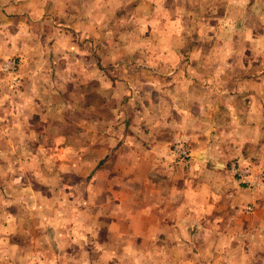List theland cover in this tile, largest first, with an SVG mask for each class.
<instances>
[{"label": "crops", "instance_id": "obj_1", "mask_svg": "<svg viewBox=\"0 0 264 264\" xmlns=\"http://www.w3.org/2000/svg\"><path fill=\"white\" fill-rule=\"evenodd\" d=\"M111 3L112 0H0V16H3L1 19L3 24H6V29L0 28L4 29L5 33L7 29L12 30L14 25L24 34L33 32V39L37 37L38 41H44L45 45L44 27L47 21H53L52 26L54 25L58 36V42L53 43H56L58 49L71 48L70 54L60 50L62 54H57L52 61L34 58L32 65L25 71L20 69L22 77L29 82L39 77V68L44 69L42 73L46 75V85L32 84L36 90L29 85V90H24L25 105L32 111L29 115L38 121L36 125L30 124L29 129L34 125L38 127L45 121V104L62 100L60 94L63 89L55 87L60 83V79L72 80L71 85L73 80L76 84L80 78L86 79L94 89L87 91H92L88 98L92 99L96 95V101H87L89 109L115 113V119L107 120L103 117L99 120L103 128L101 133L99 122L93 125L91 133L87 134L84 147L87 149V158L97 159L92 167L94 172L88 189L93 195L95 191L101 190L102 201L96 202L94 198H90L87 204L88 214L83 217L23 215L9 207L0 209V264H31V255L37 254L41 257L48 252L54 256L53 264H192L194 255L190 254V239L197 232H192L191 223H198L204 228L213 221V217L217 220L214 209L221 206L224 201L222 196L226 197V204L233 206L238 204L239 199H245L249 205L255 199L263 198L257 203V207L251 212L246 210L238 219V223H246L244 233L238 234V230L231 228L226 232H217L221 240L224 237L236 240L239 235L249 240L246 249L245 246H240L242 250L237 248L240 243L235 246V241H231V256L236 252L237 257L241 253L246 257L244 262L232 259L226 264H253L251 255L257 253L258 249L264 257V192H253L241 187L230 172L232 177L221 168L224 163L221 162L222 157L212 161L211 165L207 163L209 152L214 147L227 148L230 150L229 155L237 157L251 149L254 143L262 142L264 90H245L238 94V90H190L185 83L179 85L181 80L189 84L190 79L186 78L192 76L186 71L193 68L199 72L201 64L205 61L202 57L196 59L191 51L186 52L190 56L180 58L183 66L179 72L176 67L169 66L165 70L157 69L164 65H160V60L153 70H146L152 76L160 75L162 71H166V76H170L165 82H156L157 90H129L128 86L132 87L133 77L128 71L129 68L120 63L123 60L119 61L121 65L118 67L119 70L122 69L119 76L121 79H115V72L111 73L110 70L100 67L101 63L113 62V56L108 54L110 49L98 55L93 49L97 42L103 48L116 46L118 50L124 45V41L120 42L118 38L100 34L101 31L106 32L123 23L124 19L119 17L123 15L121 3L114 7ZM82 5L83 8H80ZM51 6L55 9L48 10ZM261 9L264 14V7ZM139 10L141 9L138 4L134 3L130 7V15L135 23L137 14L140 16L142 12ZM256 10L258 8L253 5L251 13ZM116 11L117 16L114 15ZM113 16L115 17L112 23ZM154 21L165 22L157 18ZM166 21L171 19L167 17ZM162 25L160 28H163ZM262 26L264 32V22ZM170 32L172 31L168 33ZM70 33L73 37L67 38L66 34ZM9 39L11 36L6 35V42L0 43L1 47L5 46ZM25 41L22 37L23 49L19 51L22 54L32 47L30 43H24ZM146 64L147 62H140L137 66L148 68ZM66 83L63 81L62 86H66ZM117 85L124 87V90H115ZM222 119L227 120L228 125L241 130L239 138L224 140L220 137ZM9 125L11 127L16 124L10 120ZM17 127H20V124H17ZM179 135H186L190 139L191 166L185 170L178 168L174 172L166 171L164 159L168 157L171 143ZM10 140L11 137L8 138V141ZM36 141L41 142L39 134ZM50 141L63 142L56 136ZM262 148L264 147H261L260 152L264 153ZM79 151L81 150H71L75 155ZM234 151H237V154ZM38 153L40 157L42 153ZM63 153V146L60 145L55 157L60 158ZM3 157L1 153L0 158ZM24 157L27 156L17 152L12 156L20 159ZM29 157L34 162L39 160L36 154ZM125 159H129L126 165L123 164ZM20 164L17 166L18 174H47L53 176L54 180L61 175L62 163L55 169L42 166L27 168L21 167ZM124 166L127 169H123ZM118 175L131 181H134V176H138L139 182H148V194L142 196L137 190H131L132 187H129L131 194L128 197L123 193L121 184L115 183L114 177ZM99 177L103 178V185L96 182ZM54 185L64 186L62 181ZM12 188L7 184L0 186V191H10ZM219 192L221 197L217 198ZM8 195L7 193V197ZM6 199L16 205V199ZM41 199L40 202L45 206H57V203L52 204V200L46 199V203ZM48 222L54 223V228H46ZM210 233L212 232L208 234ZM58 239H61L63 245L56 243ZM250 244L252 246H249ZM175 254L182 257V260H178V257L176 259ZM211 260L210 258L205 264H214ZM201 261L200 256L197 264H203ZM218 264H221L220 260Z\"/></svg>", "mask_w": 264, "mask_h": 264}, {"label": "rangeland", "instance_id": "obj_2", "mask_svg": "<svg viewBox=\"0 0 264 264\" xmlns=\"http://www.w3.org/2000/svg\"><path fill=\"white\" fill-rule=\"evenodd\" d=\"M119 3L123 7H120L123 10V15L119 16L120 19H124L122 20L123 23L119 27L113 25L114 28L112 27L106 32L101 31L100 34L104 33L107 37L118 38L120 42L124 41V45L125 43L126 45L118 50L116 46L112 48L105 46L103 48L97 42L93 49L97 55L110 49L108 54L113 56V62L101 63L100 67L110 70L111 73L115 72L113 75L115 79L120 78L119 76L122 74V69L119 70L118 68L121 64H125L129 68L127 70L132 73L133 77L132 87L128 86L129 90H157L156 82H165L167 77L170 76H166V71L160 72L162 73L160 75L155 74L152 76L146 70H153L152 68H155L157 61L160 60L162 62L160 65H164L159 66L161 68L157 69L165 70L169 66V68L176 67L179 72V69L183 66L180 58L190 56L189 53H186L188 51L193 52L196 59L202 57L205 61L201 64L199 72L194 71L193 68L186 71L188 75L192 76L186 78V80L190 79L189 84L181 80L178 83L179 85L185 83V86H188L190 90H238V94L243 93L245 90H264V32L262 26L264 14L261 9L264 7V0H112L111 5L114 7ZM134 3L135 5L138 4L142 10L140 16L137 14L136 23L130 15V7ZM253 5L258 10L251 13ZM83 6L80 8H83ZM51 8L55 9L54 6H51L48 7V10H51ZM168 10L171 11L168 12ZM114 15H118L117 11ZM2 17L0 16V27L6 29ZM114 17H112V23ZM167 17L171 21H166ZM156 18L165 22L156 23L154 21ZM48 19L50 20L49 17ZM52 22L47 21V25L44 27L46 30L45 45L44 41L39 42L37 37L33 39V32L31 31L24 34L19 32L16 26L13 25L12 30L7 29V34L4 29L0 28V43L6 42V35L11 36L5 46L1 47L2 45H0V62L9 57L15 58L18 61L19 70L23 69L25 71L27 67L32 65L34 58L36 60L45 58V60L52 61L57 54H59L58 56L62 54L60 50H65L70 54V47L58 49L56 43H53V41L58 42V36ZM161 25L163 28H160ZM169 31L172 32L168 33ZM22 37L26 40L24 43H30V46H32L29 50H25L24 54L19 52L23 49ZM66 37L72 38L73 34H66ZM99 38L101 40L102 37ZM87 49L90 50V48ZM72 50L74 51L73 48ZM121 59L123 62H120V64ZM140 62H147L149 67L137 66ZM37 70L40 72L39 77L31 80V82L22 77V83L18 87L11 88L7 80H3L1 83L0 154L3 153L4 157L0 158V186L10 184L13 188L10 191L4 189L0 191V209L5 210L9 207L18 213H23V215L43 214L47 217L48 215L83 217L88 214L87 204L90 198H94L96 202L102 201L101 190L95 191V195H93V192L88 189L94 172L92 167L97 159L93 160L86 157L87 149L84 147L87 134L91 133V128L96 122H99L101 133L103 128L99 120L103 117H106L107 120L115 119V113L102 112L101 110L96 112L89 109L86 104L96 101V95L92 99L88 98L92 91L90 93L87 91L94 89L86 79L80 78L76 84L73 80V85L70 84L72 80L60 79L58 80L60 83H57L55 87L63 89L60 94L62 100L45 104V121H42L40 126L35 127L38 121H35L36 119L29 115L32 111L25 105L24 90H29L28 85L30 88L35 89L32 84L40 85L41 83L42 86L46 85V75L42 73L44 69L39 68ZM53 81L56 80L53 79ZM63 81L67 82L66 86H62ZM114 89L124 90V87L117 85ZM224 98L229 97L224 96ZM103 113H105L104 116ZM10 120L16 125L10 127ZM228 120H230V117ZM92 121L95 122L92 123ZM226 121L222 119V126L220 127L222 135L220 137L224 140L231 139V137L239 138L241 130L236 126L228 125ZM32 123L35 125L29 129L28 127ZM90 123L92 124L90 125ZM17 124H20V127H17ZM60 124L61 126H59ZM38 134L41 140L40 143L36 141ZM55 136L57 139L61 138L63 142L52 143L50 139ZM180 136L187 139V147L190 150L191 158L188 161L176 158L172 153V142L168 157L164 159L166 171L174 172L178 168L185 170L186 167L191 166L190 139L186 135L177 137ZM9 137H11L10 141H8ZM60 145L63 146L64 153L60 158H56L55 152L60 150ZM262 146L264 147V138L260 144L254 143L251 149L237 157L229 155L230 150L227 148L214 147L209 152L210 158L207 165H211L212 161L215 159L217 161L218 157H222L221 162L224 161V163L221 168H224L228 175H230L229 165L240 159L244 162H250L256 169L263 170L264 153L260 152ZM72 147L74 150L80 149L81 151L75 155L71 152ZM262 149L264 150V148ZM38 151L42 153L40 157ZM15 152L28 158H12ZM234 152L237 154V151ZM31 154L38 155L39 160H35V162L30 160L29 156ZM128 160L125 159L123 164L126 165ZM60 163H62L61 175L56 177V180L53 176L47 174L35 176L17 173L18 164L27 168L42 166L47 169H55ZM123 169L127 168L124 166ZM114 178L115 183L121 184L123 193L128 197L131 194L129 187H132L131 190H137L136 192L142 194V196L148 194L147 189L150 184L148 182L144 183L143 180L139 182L140 177L138 176H134V181L129 178L125 180V176L122 175ZM61 181L64 184L63 187L54 185L58 182L61 183ZM96 182L100 185L104 183L102 177H99ZM111 183H113V180ZM241 187L244 188L242 185ZM257 192L262 193L264 189ZM7 193L9 194L8 197L17 200L16 205L7 201ZM218 197H221V192H219ZM41 198L46 203V199L52 200V204L57 203V206L53 205V208L45 206L43 202H40ZM221 199L224 200L221 206L216 210L214 209L217 220L213 217V221L204 228H201L198 223H191L192 232H197L190 239V254L194 255L192 264L199 263L197 261L200 256L203 264L210 258L214 264H218L219 260L221 264H226L232 259L244 262L245 254L241 253L237 257L235 252L231 256V241H235L233 243L235 246L240 243L238 249L241 245L245 246L246 249V244L249 243L248 238L239 235L236 240L226 237L221 240L217 232H226L231 228L235 231L238 230V234L244 233L243 229L246 223H238V219L246 213L248 203L245 199H239L238 204L233 206L232 204H226L225 196H222ZM262 199L257 198L254 200L255 203L252 202V204L255 205ZM100 204L98 205L100 206ZM245 204L247 205L245 206ZM48 224L46 228H52L49 226L54 228V223L48 222ZM205 230H210L209 232L212 233L208 234L209 232ZM56 243L63 245L61 239H58ZM218 243L220 244L217 246ZM249 246H252V244ZM242 249L240 248V250ZM258 250L257 253L251 255L253 264H264V257L261 251ZM201 253L203 254L198 255ZM51 255L53 254L50 252L42 254L41 257L33 254L29 260H31V264H53L52 259L54 256ZM174 257L182 260V257L177 254Z\"/></svg>", "mask_w": 264, "mask_h": 264}, {"label": "built area", "instance_id": "obj_3", "mask_svg": "<svg viewBox=\"0 0 264 264\" xmlns=\"http://www.w3.org/2000/svg\"><path fill=\"white\" fill-rule=\"evenodd\" d=\"M3 80H7L11 88L18 87L22 83L19 64L15 58L9 57L0 62V87ZM172 147V153H174L173 155L176 158L184 161L190 160L191 153L187 147V139L185 137H177L173 141ZM229 172L240 185L251 189L253 192L264 189V169H256L250 162L238 160L235 163H231ZM256 205H247L246 210L251 212Z\"/></svg>", "mask_w": 264, "mask_h": 264}]
</instances>
